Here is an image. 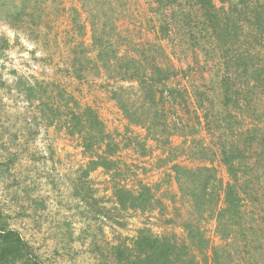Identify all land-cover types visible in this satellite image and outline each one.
Here are the masks:
<instances>
[{
    "label": "rangeland",
    "instance_id": "rangeland-1",
    "mask_svg": "<svg viewBox=\"0 0 264 264\" xmlns=\"http://www.w3.org/2000/svg\"><path fill=\"white\" fill-rule=\"evenodd\" d=\"M40 1L41 5H45L44 18L42 23L38 19L41 27L35 28L39 12L36 10L37 0H0V211L7 217L9 226L13 228L20 220L11 213L9 202L4 197L10 194V190L12 192L8 186L16 184L17 189L14 190L22 191V173L26 172L28 165L39 170L45 167L54 169L53 183H59L63 179L59 172L56 173L62 166L59 158H64L63 161L70 164L65 152L72 148L82 157L85 155L82 139L78 135L71 136L68 131L70 109L81 112L90 108L113 131L115 142L122 148V151H118L120 154L114 157L117 162L114 170L104 174L97 172L93 179L108 175L111 182L105 186L114 188L115 197L120 186H130L131 189L142 182L152 186L154 197L161 204H154L152 210L145 212H158L152 222L155 225L159 222L169 229H145L157 237L174 236L181 243L187 237L186 225L198 227L209 242V248L203 252L191 248L198 264H213L211 248L221 246L224 241L217 231L215 218L208 213L199 217L188 199L182 196L171 166L179 164L189 169L213 167L219 186L225 188L231 179L221 162L220 145L222 142L240 141L241 149L246 151L243 161L254 169V173L251 170L248 173L255 181L257 193L253 201L246 198L241 207L243 226L251 243L240 254L234 253L229 260L231 264H250L257 258L260 264H264V250H260L257 243L264 238L258 232L263 222L261 216H264V159L259 156L264 141V97L258 89L252 85L246 86L240 79L231 86L234 103L224 106L221 85L223 67L219 51L205 43L196 23L188 27L180 16L177 19L172 17L180 7L188 9L189 0H178L176 4L168 1L164 18L155 13L157 5L154 0H77L83 19L80 20L81 16L77 13L69 14L75 23L71 32L77 38H85V24H88L92 41L94 34L101 36L118 54L128 50V56L139 58L144 66L155 59V64L171 73L161 86L165 90L164 97L151 112L152 116L158 112L157 118H147L146 128L129 125L127 119L114 108L112 93L109 97L101 93L100 88L93 87L98 85L94 79L99 80L101 72L109 77L100 68V63L99 68L93 66L87 48L76 47L75 55L80 51L83 57L75 59L70 71L66 68V64L71 65V61H67L69 56L63 59L58 46L45 40L38 41L42 31H53L48 25V22H52L49 20H58L62 15L58 11L62 10L59 0ZM248 2L251 8L264 5V0ZM217 4L220 5L219 2ZM47 7L50 10L46 11ZM160 24L169 26V35L165 39ZM29 33L38 34L36 40L24 36ZM194 42L198 46L193 47ZM71 46L72 42L63 44L62 50L69 54ZM257 49L260 50V57L256 62H262L264 49ZM109 80L119 84L116 90L129 86L125 83L120 85V80ZM126 89H129L128 94L122 95V99L130 106L139 107L143 99L139 88L130 86ZM253 128L256 130L250 134L248 130ZM61 133L64 138L60 136ZM54 135L59 138H53ZM104 150V145H97L92 156L96 158L104 154ZM94 187L97 188L95 183ZM113 198L112 193L110 203L106 201L107 209L118 205L111 203L117 201ZM257 199H260V203ZM121 211L124 212L123 209ZM126 211H137L140 215L144 213L141 210ZM164 214H172L173 217L163 219ZM148 218L151 217L148 215ZM107 232L110 230L101 234L94 243L93 252L96 253L97 262L103 258L112 262L109 249L122 243L131 246L134 240L122 237L120 232L118 237L110 236L112 233ZM253 232H257L256 237H253ZM242 238L239 235L236 242L242 243ZM232 240L233 235L228 242ZM28 242L33 244L32 240ZM32 248L41 258L39 248L34 245ZM47 256L41 258L45 264L52 260V256ZM55 260L56 263L51 264H61V259Z\"/></svg>",
    "mask_w": 264,
    "mask_h": 264
},
{
    "label": "trees",
    "instance_id": "trees-1",
    "mask_svg": "<svg viewBox=\"0 0 264 264\" xmlns=\"http://www.w3.org/2000/svg\"><path fill=\"white\" fill-rule=\"evenodd\" d=\"M168 1L175 4L178 2V0H154L157 5L154 8L155 13L162 15V18ZM248 1L189 0L188 9L180 7L178 13L175 10L172 14L174 19L180 16L188 27L196 23V28L200 27L205 43L219 51L223 67L221 85L225 107L234 103L230 93L231 86L240 79H243V84L246 86L252 85L254 89H258L264 97V59L262 62H256L260 57V50L257 47L264 49V5L251 8ZM160 26L161 34L165 39L169 35V26L167 24ZM194 43L193 47L198 46L196 42ZM93 46L98 52V62L109 78L138 82L139 92L143 97L139 107L130 106L122 99V95L128 94L129 89L113 91L111 97L124 113L129 125L146 128L145 121H149L147 118H157L158 112H155L154 116L151 112L164 97L165 90L161 89V86H164L171 73L155 64V59L151 64L144 66L133 56H120L117 51L110 48L108 42H104L101 36L97 37L95 34ZM75 106L77 107L76 104ZM70 112L67 122L68 131L71 136L78 135L83 141L85 152L90 153L92 160L89 171L99 167L107 172L114 170L117 164L114 157L121 147L115 142L116 139L112 134L106 133V127L98 114L90 108H85L81 112L71 108ZM253 129L248 132L251 134L256 130ZM168 131L171 136L170 127ZM239 142H222L220 145L221 162L231 179L225 188L219 186L213 167L189 169L179 164L171 166L179 190L191 203L195 214L203 217L208 213L217 221V231L220 232L224 243L211 248L213 264H231L229 259H232L233 254H240V251L249 247L251 243L243 226L241 207L246 198L253 201L257 192L255 181L248 173L249 170L254 173V169L251 168L253 166L243 161L246 151L241 149ZM97 145H104L105 150L104 154L94 158L92 155ZM259 156L264 159V141ZM116 199L123 210L145 212L152 210L154 204H161L155 199L153 189L142 185L136 193L117 188ZM257 202L260 203V199H257ZM6 218L0 211V264H45L22 234L9 226ZM261 221L263 222L258 227V232L264 237V216H261ZM185 230L187 237L181 243L177 242L174 236L157 237L150 230H140L131 246L122 243L109 249L112 262L103 258L97 264H198L191 248L203 252L204 249L209 248V242L198 227L188 224ZM232 235L233 242H228ZM239 235L243 237L242 243L236 242ZM252 235L256 237L257 232H253ZM257 243L259 249L264 250V238ZM260 263L257 258L250 262V264Z\"/></svg>",
    "mask_w": 264,
    "mask_h": 264
},
{
    "label": "crops",
    "instance_id": "crops-1",
    "mask_svg": "<svg viewBox=\"0 0 264 264\" xmlns=\"http://www.w3.org/2000/svg\"><path fill=\"white\" fill-rule=\"evenodd\" d=\"M37 1L36 10H39V12L35 28H40L44 18L45 5H41L42 2L40 0ZM59 1L61 2L59 7L62 10H57L62 15L58 20H49L52 22H48L53 31H42L39 38H37L38 34L35 33H29L24 36L31 38L30 40L33 41L37 38L38 41L44 42L45 40L47 43H53L58 46L63 59L69 56L67 61H71V65L66 64V68L70 71L73 68L74 61L76 62L77 59L83 57L80 51L76 52L75 55L76 47L78 46L87 48L93 66L99 68L97 51L93 46L88 24H85L87 34L83 39L77 38L71 32L75 27V23L73 19L69 18V14L77 13L78 16H81L80 20L84 17L79 12V3L77 0ZM48 10H50L49 7H47L46 11ZM41 12L42 17H40ZM38 19L41 23L38 22ZM152 19L155 21L154 18ZM80 23L84 24L83 22ZM69 42H72V46L69 48L70 53L68 54V52L65 53L62 50V46ZM66 49L68 50V47ZM123 53L119 55H129L128 50H124ZM136 59L140 60L139 58ZM100 75L101 78L99 80L91 78L92 80L94 79L95 84H98L93 87L100 88L101 93L110 97L113 91H117L116 87L119 84L111 82L109 78L103 76L102 72ZM124 83L126 86L129 85L128 87L135 86L139 88L137 81H121L120 85ZM115 103V101L112 103L114 108L125 118L124 113ZM177 108V106L174 107L175 110ZM177 114L180 115L178 110ZM60 136L64 138L63 133ZM57 137L54 135L53 138L58 139L59 137ZM62 138L60 140H63ZM72 149L65 152L71 162L70 164L67 163L68 161H63L64 158L59 156L62 166L61 169L58 168L56 173L59 172V176L63 178L59 183H53L54 169L49 170L48 167H45L44 170H39L33 165H28L26 172L22 173V191L14 190L17 187L16 184H12V186H8V189H12V192L10 190V194L4 196L7 198L6 201L9 202L11 213L20 220L13 228L19 231L27 241H33L31 245L39 248L41 258L45 259L50 254L47 257L52 256L51 263H56V258L57 260L61 259V264H96L98 258L96 253H94L95 251L93 252L94 243L106 231L110 230L109 233L107 232V234L112 233L110 236L118 237L121 233L122 237H127L131 240L137 237L140 230L148 227L152 231L159 228L168 231L169 227H162L159 222L157 225L153 223L154 216H157L158 212L152 211L150 214L144 212L140 215L137 211H132L129 212V215L126 210H123L124 212L121 211L122 209L119 210V205H113V209H107L106 201H109L112 193L115 201V193L113 191L105 192L94 187L95 180L93 178L97 172L95 170L89 171L92 160L90 154L84 152L85 155L82 157L78 151H72ZM30 163L32 164V162ZM55 176L58 177L57 175ZM98 192L100 194H97ZM111 203H117V201ZM148 215L151 218H148ZM166 217L172 218L173 215L164 214L162 218L165 219Z\"/></svg>",
    "mask_w": 264,
    "mask_h": 264
},
{
    "label": "built area",
    "instance_id": "built-area-1",
    "mask_svg": "<svg viewBox=\"0 0 264 264\" xmlns=\"http://www.w3.org/2000/svg\"><path fill=\"white\" fill-rule=\"evenodd\" d=\"M103 122V121H102ZM104 123V125H106L105 124V122H103ZM106 127V133L107 134H112L113 135V131L112 130H109L108 128H107V126H105ZM114 136V135H113ZM122 149V148H121ZM120 149V151H122ZM83 151H84V149H82ZM118 154H120V152H118ZM96 172H99V173H102V174H104V172H107L105 169H103V168H99V169H96L95 170ZM107 173H109V172H107ZM104 177L105 178H101V177H98L97 178V180H95L94 181V183H95V186L97 187V188H100V189H102V190H104L105 192H109V191H113V189L112 188H110V186H105L104 185V183H107V182H111V178L108 176V175H104ZM99 184V185H98ZM141 185L142 186H146V187H148V188H151L152 186H150L149 184H146V183H144V182H142L141 183ZM141 185H137L135 188L133 187V188H131L130 189V186H120L119 188H124V189H126V190H130V191H132V192H134V193H136V192H138L139 190H140V186ZM96 188V189H97Z\"/></svg>",
    "mask_w": 264,
    "mask_h": 264
}]
</instances>
